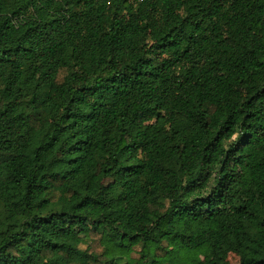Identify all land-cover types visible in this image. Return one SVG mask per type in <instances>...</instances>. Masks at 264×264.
<instances>
[{
  "label": "trees",
  "instance_id": "trees-1",
  "mask_svg": "<svg viewBox=\"0 0 264 264\" xmlns=\"http://www.w3.org/2000/svg\"><path fill=\"white\" fill-rule=\"evenodd\" d=\"M230 254L264 264V0H0V264Z\"/></svg>",
  "mask_w": 264,
  "mask_h": 264
},
{
  "label": "rangeland",
  "instance_id": "rangeland-1",
  "mask_svg": "<svg viewBox=\"0 0 264 264\" xmlns=\"http://www.w3.org/2000/svg\"><path fill=\"white\" fill-rule=\"evenodd\" d=\"M84 247L85 246H83L82 248H84ZM228 260H229L230 264H238V258L235 255H233V254H230L228 256Z\"/></svg>",
  "mask_w": 264,
  "mask_h": 264
},
{
  "label": "built area",
  "instance_id": "built-area-1",
  "mask_svg": "<svg viewBox=\"0 0 264 264\" xmlns=\"http://www.w3.org/2000/svg\"><path fill=\"white\" fill-rule=\"evenodd\" d=\"M128 3L134 4L138 0H126Z\"/></svg>",
  "mask_w": 264,
  "mask_h": 264
}]
</instances>
